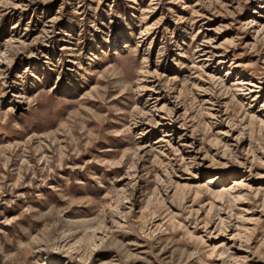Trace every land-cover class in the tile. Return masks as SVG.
Here are the masks:
<instances>
[{
    "label": "rangeland",
    "instance_id": "obj_1",
    "mask_svg": "<svg viewBox=\"0 0 264 264\" xmlns=\"http://www.w3.org/2000/svg\"><path fill=\"white\" fill-rule=\"evenodd\" d=\"M0 264H264V0H0Z\"/></svg>",
    "mask_w": 264,
    "mask_h": 264
}]
</instances>
